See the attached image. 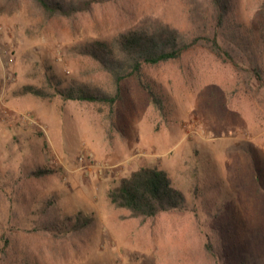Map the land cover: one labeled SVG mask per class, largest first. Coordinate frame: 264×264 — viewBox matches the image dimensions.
<instances>
[{"label":"rangeland","instance_id":"obj_1","mask_svg":"<svg viewBox=\"0 0 264 264\" xmlns=\"http://www.w3.org/2000/svg\"><path fill=\"white\" fill-rule=\"evenodd\" d=\"M226 6L217 41L236 65L207 39L210 0H103L73 17L0 0V264H264V0ZM150 22L196 40L143 67L153 96L132 77L112 106L22 93H114L77 46ZM141 167L165 171L188 210L123 218L107 193ZM77 214L88 227L43 229Z\"/></svg>","mask_w":264,"mask_h":264},{"label":"trees","instance_id":"obj_2","mask_svg":"<svg viewBox=\"0 0 264 264\" xmlns=\"http://www.w3.org/2000/svg\"><path fill=\"white\" fill-rule=\"evenodd\" d=\"M1 1L13 3L19 0ZM30 1L36 4L48 17H73L78 13L89 11L94 4L103 0ZM210 1L214 15L210 25L212 34L207 39L214 52H222L228 57L230 63L236 65V61L221 48L217 41L219 28L222 26L226 13V0ZM195 41L192 39L189 42L177 30L168 25L157 22L145 23L119 33L110 43L95 41L77 46L78 54L93 60L111 79L115 87L114 93L76 81H71L67 86L62 87L60 80L53 82L55 83L52 86L53 92H43L40 89L25 86L22 93L40 98H51L57 95L63 101L101 103L112 106L120 97V83L132 77L141 88L153 96L144 81L143 67L177 60L195 44ZM255 76L260 78L256 71ZM53 80V76L48 77L47 84L50 85ZM49 172V170L39 169L32 172L31 175L39 176ZM107 198L115 210L127 212L126 216H122L123 218L146 220L154 218L160 213L188 210L183 192L173 185L168 174L163 170L151 167H141L121 178L116 186L108 191ZM89 224V220H85L83 216L77 214L74 218L67 217L65 221L50 222L43 229L47 232L62 233L69 229L80 231L88 227Z\"/></svg>","mask_w":264,"mask_h":264}]
</instances>
